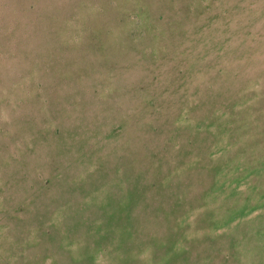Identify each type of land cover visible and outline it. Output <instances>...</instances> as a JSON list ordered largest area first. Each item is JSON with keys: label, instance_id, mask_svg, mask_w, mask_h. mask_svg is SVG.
<instances>
[{"label": "rangeland", "instance_id": "rangeland-1", "mask_svg": "<svg viewBox=\"0 0 264 264\" xmlns=\"http://www.w3.org/2000/svg\"><path fill=\"white\" fill-rule=\"evenodd\" d=\"M230 17L264 0H0V264H264V68L200 53Z\"/></svg>", "mask_w": 264, "mask_h": 264}, {"label": "bare ground", "instance_id": "bare-ground-1", "mask_svg": "<svg viewBox=\"0 0 264 264\" xmlns=\"http://www.w3.org/2000/svg\"><path fill=\"white\" fill-rule=\"evenodd\" d=\"M249 15L251 18L256 17L255 13ZM230 19L231 17L222 18L219 24L216 22L212 23L211 28H218V32L211 31L206 34L207 38H200L201 41L204 42L203 46L200 47V53L205 54L208 51L217 53V65L222 66L224 70L230 68L240 70L242 74L241 79L246 83L245 85L251 86L253 83L259 84L261 70L264 68V40H262L264 24H260L256 30L258 35L257 40L250 42L245 39V36L243 37L240 30L238 31L234 29V27H229V25L225 24ZM215 36H220L222 40H224L223 46L219 45V40L213 39ZM232 36L234 38L229 39ZM188 41L192 43L191 45L196 44L197 37L192 36L188 38ZM238 44H246L247 47L243 50ZM194 50L195 49H191L193 52ZM188 55L189 54L185 53V56ZM232 60L235 61V63L230 66Z\"/></svg>", "mask_w": 264, "mask_h": 264}]
</instances>
